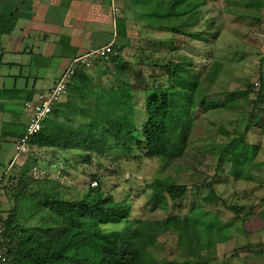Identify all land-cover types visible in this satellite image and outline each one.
<instances>
[{"label":"rangeland","instance_id":"374dc122","mask_svg":"<svg viewBox=\"0 0 264 264\" xmlns=\"http://www.w3.org/2000/svg\"><path fill=\"white\" fill-rule=\"evenodd\" d=\"M208 20L214 23L213 33L219 30L216 37L205 33L208 45L190 37L175 43L179 48L153 45L152 41L164 38V32L142 24L134 34L131 47L122 53L133 64V76L142 72V82L149 86L152 77L146 76L152 68L142 65V57L178 63L181 77L170 83H174L177 90L185 91H191L213 60L222 62V71L210 92L220 97L238 92L240 99L233 109L202 112L197 108L193 113L189 145L182 157L172 160L145 157L140 152L128 158L111 153L84 159L78 156V151L53 153L34 146L27 157H21L25 161L20 167L10 169L8 162L15 154L14 144L2 142L0 216L5 218L18 204L14 192L18 189L19 173L28 164V176L58 182L60 194L67 198H80L89 187L100 186L104 193H111L115 201L128 202L131 206L129 220L106 224L107 230L131 227L136 218L153 222L168 215L177 216V231L173 232L171 227L149 246L153 263L256 264L259 258L255 254L258 249H264L261 244L264 243V5L248 7L243 0H207L197 30L201 24V30L207 32ZM203 46H208L211 53L205 52ZM154 75L155 85L167 84L165 76L157 79V73ZM260 75H263V89L261 97L257 98ZM247 84H252L251 91H246ZM142 96L143 92H138L136 99L140 105H144ZM177 108L181 113L187 109L184 104ZM254 115H257L256 121L244 140H236L239 139L236 133L243 132L250 116ZM227 130L236 133L224 134ZM232 140L235 154L227 153V158L220 160V151ZM239 152L241 154L236 156ZM230 156L237 159L228 160ZM238 167L243 171L236 177L241 170ZM156 179H172L185 185L187 193L180 201L167 198L166 209L154 207L149 200L151 189L163 190ZM26 183L30 185L29 180ZM23 205L21 218L31 220L32 200ZM230 207L242 209L237 212ZM184 218L188 224L179 226Z\"/></svg>","mask_w":264,"mask_h":264},{"label":"trees","instance_id":"16d2710c","mask_svg":"<svg viewBox=\"0 0 264 264\" xmlns=\"http://www.w3.org/2000/svg\"><path fill=\"white\" fill-rule=\"evenodd\" d=\"M243 1L248 7L264 5V0ZM206 3L207 0H137L141 8L138 17L144 25L164 32V38L152 41L153 45L179 48L175 43L179 40L184 42V37L207 42L205 45H208L209 39L205 33H212L216 37L219 30L213 33L214 23L211 20L206 23L207 32L201 30V24L199 31L196 28ZM204 48L205 52L211 53L210 49L207 50L208 46H203L202 49ZM112 49L107 59L96 61L107 62L117 73L130 74L132 79H127L123 88L96 93L95 109L88 113V123L72 125L67 122L45 121L42 128L29 139L31 147L78 151V156L84 159L111 153L128 158L138 152L145 157L178 159L189 145L195 118L193 113L197 108L202 112L213 109L230 110L240 99L238 92H231L223 97L211 95L212 85L223 68L220 61L213 60L191 91H185L177 90L175 84L170 83L181 77L179 64L173 60L142 57V65L152 68L149 76H146L149 79L152 77L149 86L147 82H142V72L133 76V64L125 59L123 48L115 49L112 46ZM131 56L136 57L133 54ZM78 69L85 68L77 66L72 78ZM154 73H157V79L165 76L167 84L155 85ZM262 79L263 75H260L261 85L257 98L262 95ZM246 86V91L253 88L252 84ZM133 91L143 92L142 113L135 112ZM182 104L187 108L183 113L177 108ZM250 118L243 132L227 130L223 131L224 134L236 133L239 138L236 140H244L257 115ZM232 145L233 140L226 143L219 153L220 160H225L227 153L235 154ZM30 152L31 150L25 154L26 157ZM240 154L241 152L236 156ZM233 158L237 159L230 156L228 160ZM232 166L234 168V164ZM28 170V164L21 169L17 180L18 189L14 192L16 200H19L18 204L20 201L22 203L14 205L5 218L0 216L1 248L6 254V261L0 264H157L151 260L149 246H153L157 236L166 233L171 227L173 232L178 229L177 216L168 215L153 222L136 218L131 227L125 225L120 230H107L104 227L106 224L129 220L131 206L128 202L115 201L113 195L104 193L100 186L89 187L80 198H67L60 194L58 182L46 177L31 178ZM241 171L242 168L235 176L239 177ZM27 180L30 185L26 183ZM154 181L159 182L163 188L162 191L151 189L149 200L154 203V207L166 209L167 198L173 202L180 201L187 193L185 185L172 179ZM30 199L34 204L31 220L23 219L21 207ZM230 208L237 212L242 209ZM186 223L188 224L187 218H184V223L180 221L179 226H185Z\"/></svg>","mask_w":264,"mask_h":264},{"label":"crops","instance_id":"0c3cea01","mask_svg":"<svg viewBox=\"0 0 264 264\" xmlns=\"http://www.w3.org/2000/svg\"><path fill=\"white\" fill-rule=\"evenodd\" d=\"M139 9L137 0H0V144L16 142L30 117L24 102L48 91L73 58L107 43L122 52L131 47L143 24ZM130 78L104 61L78 69L47 122L88 123L95 94L123 88ZM137 95L135 112L142 113ZM22 156L15 153L8 168L20 167ZM257 254L254 263L264 264V249Z\"/></svg>","mask_w":264,"mask_h":264},{"label":"built area","instance_id":"2783aa9c","mask_svg":"<svg viewBox=\"0 0 264 264\" xmlns=\"http://www.w3.org/2000/svg\"><path fill=\"white\" fill-rule=\"evenodd\" d=\"M112 43H107L102 47L90 49L85 53L72 59L70 65L56 79L54 85L46 92L38 94L35 100L24 102V109L30 113L23 134L16 140L14 149L17 156L27 154L31 150L29 139L36 134L49 119L53 112L54 105L66 92L67 84L71 81L76 67L85 69L92 67L94 61L107 59L112 52ZM2 227L0 226V263L6 261L5 251L1 248Z\"/></svg>","mask_w":264,"mask_h":264}]
</instances>
